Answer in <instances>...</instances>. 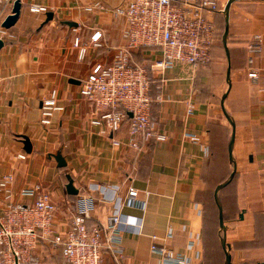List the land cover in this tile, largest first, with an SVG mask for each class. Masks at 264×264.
<instances>
[{"label":"crops","instance_id":"0c3cea01","mask_svg":"<svg viewBox=\"0 0 264 264\" xmlns=\"http://www.w3.org/2000/svg\"><path fill=\"white\" fill-rule=\"evenodd\" d=\"M14 1L21 2V15L8 30L13 39L2 40L0 49V181L14 176V200L32 203L18 192L40 185L57 207L55 228L64 233L79 199H94L87 221L94 227L106 224L119 200L135 188L140 206L121 209L124 220L133 222L123 233V254L115 261L106 253L104 264H160L151 251L153 236L192 258V264H207L205 185L215 131L224 127L231 142L233 129L226 112L236 127L233 162L229 158L237 177L231 189L237 199L235 216L225 234L229 253L232 264L264 263V0H240L231 6L226 41L221 48L215 40L209 68L194 73L175 68L153 76L152 117L167 138L152 140L141 151L129 146L127 125L113 135L93 126V108L81 96L82 82L92 68L111 63L126 43L127 23L108 10L125 7L128 0H97L105 9L93 13L83 9L93 0ZM33 5L48 12L32 13ZM49 13L54 16L51 21ZM220 17L214 18L217 30ZM99 29L105 34V47L95 49L91 36ZM256 36L262 41L252 50ZM83 46L89 52L81 61ZM158 58L161 53L154 48L134 54L136 63L148 66ZM253 72L258 78L249 77ZM53 92L64 110L44 127L42 103ZM190 135L200 140L194 142ZM25 138L32 146L30 153L25 151ZM58 156L66 167H60ZM68 176L78 195L68 194ZM28 264L67 263L60 249L44 244Z\"/></svg>","mask_w":264,"mask_h":264},{"label":"built area","instance_id":"2783aa9c","mask_svg":"<svg viewBox=\"0 0 264 264\" xmlns=\"http://www.w3.org/2000/svg\"><path fill=\"white\" fill-rule=\"evenodd\" d=\"M15 1L2 0L0 5V40L13 39L3 24L13 12ZM85 12L104 10L97 0L85 6ZM219 0H128L125 7L108 10L114 18H123L127 23L126 43L117 49L109 64L95 65L81 86V96L93 108L92 125L103 128L107 134H116L127 125L129 146L139 151L152 140L164 142L166 136L157 129L152 120L155 99L152 94L155 74L163 75L175 68L188 69L192 73L212 61L215 43V16L224 13ZM32 13H46L48 8L33 5ZM262 41L256 36L251 45L256 50ZM105 34L99 29L91 36V46L105 47ZM75 46L79 47V40ZM142 48H154L161 53L148 66L134 61V54ZM89 47L79 50V60H84ZM252 79L258 74H249ZM64 109L59 106L56 92L45 99L41 108L40 123L52 125L54 116ZM192 115L193 105L190 104ZM189 138L198 142L195 135ZM119 145V142H114ZM206 152H208L206 150ZM25 160V155H18ZM14 176L9 174L0 181V264H28L39 246L50 245L60 249L67 264H104V255L109 253L114 260L123 254V233L131 228L130 219L124 220L121 209L124 205L140 206L139 192L130 188L125 200H119L106 224L89 227L87 224L94 208V199L78 200L76 212L64 233L55 228L57 207L51 195L40 185L25 187L18 192L33 202L26 204L14 200L12 190ZM172 233L169 232L167 239ZM151 251L160 257V264H192L193 259L170 249L165 242L152 237Z\"/></svg>","mask_w":264,"mask_h":264},{"label":"rangeland","instance_id":"374dc122","mask_svg":"<svg viewBox=\"0 0 264 264\" xmlns=\"http://www.w3.org/2000/svg\"><path fill=\"white\" fill-rule=\"evenodd\" d=\"M226 0H221L220 6L226 7ZM222 18L221 28L217 32L216 45L221 47L226 27V16ZM222 48V47H221ZM226 129H217L214 133L212 144L211 169L206 177L205 195V212H206V239L205 248L208 257L207 264H225V254L222 249L221 241L225 237L226 230L220 227V209L215 199V192L220 184L226 182L231 176L232 167L228 156L229 139L226 135ZM221 192V191H220ZM220 194V193H219ZM219 198V195H218ZM225 199H228L226 197ZM220 200V198H219ZM221 203V200H220ZM222 205V203H221ZM223 208V206H222ZM231 219L225 222V227L230 223ZM227 229V228H226Z\"/></svg>","mask_w":264,"mask_h":264},{"label":"water","instance_id":"95a60500","mask_svg":"<svg viewBox=\"0 0 264 264\" xmlns=\"http://www.w3.org/2000/svg\"><path fill=\"white\" fill-rule=\"evenodd\" d=\"M237 1H240V0H229L227 5H226V7H225V10H224V14L226 16V32H225V35H224V42L226 41V37L228 35L230 9H231V6ZM21 9H22L21 2L20 1H16L15 4H14V8H13L12 14L7 17V19L5 20V22L3 24V27L5 29L9 30V29L13 28L16 25V23L18 22V20L20 18V15H21ZM47 17H48V21H51V20H53L54 16H53L52 13H49L47 15ZM68 24L71 27H78V24L74 23V22H70ZM3 46H4V43H3L2 40H0V49L3 48ZM230 71H231V68L229 66L228 76H227L228 82L230 81ZM225 98H226V96H225ZM225 116L227 117V119L231 123L232 129H233L232 138H231V142H230V145H229V158H230V161L233 162L232 148H233L234 141H235V136H236V127H235L234 123L231 121L230 117L228 116V114L226 112H225ZM24 144H25V151L30 153L32 146H31V144H30V142H29V140L27 138H25ZM57 160H58V162L60 164V167H66V164H65V162H64V160L62 159L61 156H58ZM235 174H236V169L234 168L231 176L229 177V179L226 182H224L223 184H220L218 186L216 192H215V199H216V201H217V203L219 205V209H220L219 221H220V227H221L222 230L223 229L226 230V227H225L224 216H223V208H222V205H221L220 200L218 198V195H219V193H220V191L222 189L227 187L233 181V179L235 177ZM68 179H69V184L67 185L68 194L69 195H78L79 191L74 186V180L70 176H68ZM221 245H222V248H223L224 253H225V264H232V257H231V255L229 253L230 247L227 244L226 237H224L222 239ZM261 264H264V263H261Z\"/></svg>","mask_w":264,"mask_h":264},{"label":"trees","instance_id":"16d2710c","mask_svg":"<svg viewBox=\"0 0 264 264\" xmlns=\"http://www.w3.org/2000/svg\"><path fill=\"white\" fill-rule=\"evenodd\" d=\"M218 14L221 15V17H220L221 19L219 22V23H221L224 15L222 13H218ZM218 14H216V15H218ZM217 32H218V30L216 28L215 40H216ZM145 49H147V48H145ZM211 64H212V61L208 66L201 67L200 70H202L204 68H209L211 66ZM151 89H153V87ZM151 117H152V115H151ZM152 120H153V117H152ZM228 156H229V149H228ZM230 174H232V171ZM236 180H237V177L235 176L233 181L227 187L222 189L220 194H219V198H220L222 206H223L224 222H227V220L232 219L235 216L234 212L236 210L235 207H236L237 199H236L234 194L233 195L231 194L232 193L231 189H232V186L235 184ZM226 197H228V199H225ZM205 215H206V212H205ZM205 233H206V216H205ZM205 239H206V234H205ZM223 252H224V250H223Z\"/></svg>","mask_w":264,"mask_h":264}]
</instances>
